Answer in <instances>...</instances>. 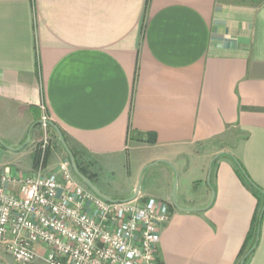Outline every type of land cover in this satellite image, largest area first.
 Wrapping results in <instances>:
<instances>
[{"label": "crops", "instance_id": "crops-1", "mask_svg": "<svg viewBox=\"0 0 264 264\" xmlns=\"http://www.w3.org/2000/svg\"><path fill=\"white\" fill-rule=\"evenodd\" d=\"M43 116L112 199L171 163L139 194L171 208L160 264H264V0H0V176L36 168Z\"/></svg>", "mask_w": 264, "mask_h": 264}, {"label": "built area", "instance_id": "built-area-1", "mask_svg": "<svg viewBox=\"0 0 264 264\" xmlns=\"http://www.w3.org/2000/svg\"><path fill=\"white\" fill-rule=\"evenodd\" d=\"M42 122L36 168L0 176V245L17 264H160L170 205L140 196L107 201L77 179L70 159L47 172L50 119Z\"/></svg>", "mask_w": 264, "mask_h": 264}, {"label": "water", "instance_id": "water-1", "mask_svg": "<svg viewBox=\"0 0 264 264\" xmlns=\"http://www.w3.org/2000/svg\"><path fill=\"white\" fill-rule=\"evenodd\" d=\"M51 125L53 126V128L55 129L56 133H57V136L61 142V144L63 145V147L65 148L66 152L68 153L69 155V158H70V161H71V164H72V168L75 172V174L94 192L96 193L98 196L102 197L103 199L107 200V201H111V202H115V201H118V200H115V199H112L108 196H106L105 194H103L97 187L96 185L93 183V181L87 176L85 175L81 170L80 168L78 167L77 165V162H76V158H75V155L74 153L72 152V150L70 149L66 139H65V136L62 132V130L60 129V127L58 125H56L55 123H52L51 122ZM1 142V140H0ZM158 162H166L168 164H171L170 162L168 161H165V160H160ZM158 162H154V163H151L149 164L148 166L146 167H149V166H152ZM210 174H211V169H210ZM250 180V179H249ZM176 184L177 182L175 183V186H174V189H173V194H174V197H175V192H176ZM140 190H141V181L137 184V187H136V190H135V193L134 195L129 198V199H126V200H122V201H130V200H134L136 199L139 194H140ZM179 209L181 210H190V209H187V208H183V207H180V206H177ZM264 211V209H263ZM263 215V212L261 214V216ZM245 259L246 257L242 260L241 264H244L245 262Z\"/></svg>", "mask_w": 264, "mask_h": 264}, {"label": "rangeland", "instance_id": "rangeland-1", "mask_svg": "<svg viewBox=\"0 0 264 264\" xmlns=\"http://www.w3.org/2000/svg\"><path fill=\"white\" fill-rule=\"evenodd\" d=\"M48 117V116H47ZM49 129V128H48ZM54 134V133H53ZM132 154H135L132 153ZM132 161H134V158H132ZM95 165V163H94ZM133 166V169H134V173H136V167L134 168V164L132 165ZM147 166V165H146ZM144 167L140 172H138L137 174V180H138V183L141 181V188H145L148 184V180H149V176H151V174L154 172V173H157L160 168V164L159 165H155L153 167ZM83 167V166H82ZM87 170V169H86ZM98 170V169H97ZM159 175V174H157ZM78 177V176H77ZM125 180H126V177H125V172H119L116 174L115 177H113L111 174L109 173H102L101 174V181L103 183H110L112 184L113 186L117 187L118 189H121V188H124L125 187ZM178 181H179V174H178V171L175 169V178H174V182H173V189H174V186H175V183L177 182L176 184V192H175V197H174V194H173V189H172V198L173 200L176 201L177 199V196H178V192H177V187H178ZM196 184L193 185V189L196 188ZM192 189V190H193ZM10 256V255H8Z\"/></svg>", "mask_w": 264, "mask_h": 264}, {"label": "trees", "instance_id": "trees-1", "mask_svg": "<svg viewBox=\"0 0 264 264\" xmlns=\"http://www.w3.org/2000/svg\"><path fill=\"white\" fill-rule=\"evenodd\" d=\"M49 127L52 129V131H53V132L55 133V135L57 136L56 131L54 130L53 126L51 125V121L49 122ZM76 162H77V165H78V167L80 168V170H81L85 175H87L89 178L92 179L91 174H89V173L87 172V170H86L84 167L81 166V164L78 162L77 159H76ZM80 180H81V179H80ZM254 186L257 188V190L260 189L258 186H256V185H254ZM255 246H256V244H255L254 246H253V245L250 246V247L248 248V250L245 252V254H244L243 257H245L247 254H249L250 252H252V251L254 250Z\"/></svg>", "mask_w": 264, "mask_h": 264}]
</instances>
